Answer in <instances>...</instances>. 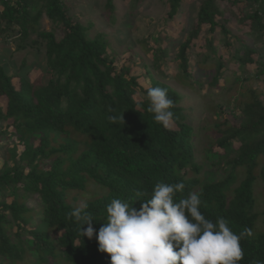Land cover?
Returning <instances> with one entry per match:
<instances>
[{
	"label": "trees",
	"instance_id": "16d2710c",
	"mask_svg": "<svg viewBox=\"0 0 264 264\" xmlns=\"http://www.w3.org/2000/svg\"><path fill=\"white\" fill-rule=\"evenodd\" d=\"M218 1L202 0L197 26L176 44L175 53L181 71L190 78L188 49L199 38L201 27L208 24L211 32L222 31L218 44L214 36L207 37L210 54L199 63L209 87L229 80L221 69L226 66L223 56L217 52L234 42L243 45L232 51L227 48L229 60L240 62L239 69L245 72L247 63L255 62L260 69L257 75L264 73V0H225L229 11L243 5L237 22L249 24L247 33L262 42V54L217 21L225 13ZM0 3V31H21L20 47H25L30 30L41 27L44 14L63 32L58 38L53 30L40 31L47 61L36 80L20 76L17 86L0 63V96L7 100L6 109L0 108V120L12 121L15 131L9 137L19 141L8 149L12 164L7 158L0 168V264H110L109 254L98 250L96 234L82 238L68 213L87 203L98 231L112 199L139 209L160 182H183L175 200L198 193L202 214L213 222L224 217L237 235L251 229L252 235L240 240L244 257L239 264L264 262V191L257 192L259 186L264 190V102L253 85L244 82L241 95L228 99L241 107L238 124L217 111L216 118L207 120L199 145L201 130L188 121L180 104L182 94L153 75L144 87L130 66L117 67L106 38L90 37L89 27L72 19L65 0ZM168 4L173 18L183 2L168 0ZM107 7L113 12L114 1L107 0ZM153 55L156 67L160 58L164 64L170 59L167 48ZM194 77L199 81L198 75ZM149 87L167 89L174 103L169 128L148 111ZM136 95L141 99L136 100ZM112 115H122L123 120L115 124L109 119ZM8 129L0 127V138L8 136Z\"/></svg>",
	"mask_w": 264,
	"mask_h": 264
},
{
	"label": "rangeland",
	"instance_id": "374dc122",
	"mask_svg": "<svg viewBox=\"0 0 264 264\" xmlns=\"http://www.w3.org/2000/svg\"><path fill=\"white\" fill-rule=\"evenodd\" d=\"M115 9L110 11L107 7V0H65L69 7V14L75 22L89 27L88 34L95 37L102 34L108 41V52L116 56L117 67L128 65L132 68V74L140 78V82L147 87L150 85L153 75L157 80L165 82L182 94L181 105L185 107V114L188 121L201 130L197 136V143L202 145L204 127L207 126V120L216 118L217 111H221L222 117L228 118L231 123L237 125L241 112L233 102H228L229 98L241 95V88L244 82L253 85L262 95L264 102V73L258 74L259 64L255 62L247 63L248 70L239 69L240 62H234L230 59V51L234 46L239 47L241 43L234 42L230 47L222 46L217 52L223 56L226 66L224 69V78L218 87H209L207 77L200 73L199 63L210 54L208 49V36H214L215 43L224 37L222 31L217 29L215 32L209 30V25L204 24L198 39H193L192 45L188 49L190 58L189 72L191 77L184 76L179 67L180 59L177 54V43L183 41L194 26H197V14L202 0H182L183 4L179 12L173 17H169L170 5L168 0H113ZM219 5L225 13L217 16L219 23H225L230 30V34L240 35L251 48L263 52L262 42L248 35L249 24L238 23V16L242 4H237L229 11L230 6L227 2L219 0ZM3 5L0 3V12ZM234 12V13H233ZM236 13V14H235ZM41 27L37 31H31L24 40L25 47H20L22 32L18 30L0 31V63L3 64L10 75L13 76L14 84L20 85V76L29 77L30 80L39 78L46 68L45 43L39 35L40 31L53 30L57 37L63 35L61 25L52 22L46 14L43 15ZM37 40L38 42H35ZM147 44V47L144 46ZM243 45V44H241ZM159 48H167L170 59L164 64L159 59V65L156 67L153 63L154 52ZM230 50H228V49ZM257 57L256 54L252 55ZM264 60V55L262 56ZM260 60H262L260 58ZM144 62L143 65L140 62ZM148 65V66H147ZM150 69V70H149ZM198 75L199 81L194 77ZM240 76L237 81L236 76ZM139 94V93H138ZM141 95H136V100H140ZM227 101L221 107L217 104ZM6 98L0 96V108L6 109ZM214 110L209 107L213 106ZM11 120H0V127L3 129L9 126L8 136L0 138V168L5 166L8 158L10 166L13 160L9 157L8 149L19 141L9 137L10 132L15 131L10 124ZM210 138V137H209ZM208 138V139H209ZM206 140V138H205ZM22 151V145L18 146ZM200 157L202 154L200 153ZM264 191L259 186L257 192ZM38 224V223H37ZM32 228L33 226L30 225ZM27 227V228H30ZM32 264H36L33 263Z\"/></svg>",
	"mask_w": 264,
	"mask_h": 264
},
{
	"label": "clouds",
	"instance_id": "9594fccd",
	"mask_svg": "<svg viewBox=\"0 0 264 264\" xmlns=\"http://www.w3.org/2000/svg\"><path fill=\"white\" fill-rule=\"evenodd\" d=\"M146 99L154 120L169 128L174 103L167 89L149 87ZM109 119L119 124L123 116L112 115ZM183 189V182L157 183L151 198L143 200L139 209L114 198L106 206L104 223L98 231L87 203L74 207L68 216L82 238L91 239L96 234L98 250L109 254L110 264H239L244 257L240 240L245 234L251 236V229L237 235L224 217L215 222L207 219L200 211L198 193L190 192L186 198L175 200L176 193Z\"/></svg>",
	"mask_w": 264,
	"mask_h": 264
}]
</instances>
